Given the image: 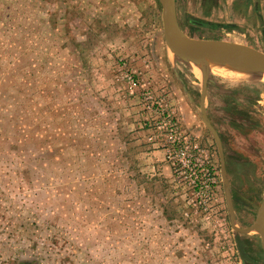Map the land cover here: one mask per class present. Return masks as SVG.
Instances as JSON below:
<instances>
[{"label":"rangeland","instance_id":"obj_1","mask_svg":"<svg viewBox=\"0 0 264 264\" xmlns=\"http://www.w3.org/2000/svg\"><path fill=\"white\" fill-rule=\"evenodd\" d=\"M176 10L190 38L264 53V0ZM223 70L171 52L159 0H0V264H254L237 236L264 264V84ZM146 93L215 164L211 201L154 171Z\"/></svg>","mask_w":264,"mask_h":264},{"label":"water","instance_id":"obj_2","mask_svg":"<svg viewBox=\"0 0 264 264\" xmlns=\"http://www.w3.org/2000/svg\"><path fill=\"white\" fill-rule=\"evenodd\" d=\"M159 2L162 6L165 42L171 52L180 60L196 67L197 69H207L211 66L228 68L240 67L255 69L264 73V53L241 44L190 38L180 29L177 19L176 0H159ZM202 118L216 141L220 154L221 168L224 173L226 172V162L221 137L206 113H203ZM225 180L227 179L225 178ZM229 196L230 192L228 191L227 197ZM231 224L238 233H248V231L237 229L234 221H232ZM251 230L256 231L260 235L261 244L264 250V200L258 212L256 224ZM236 244L241 259L255 264L256 262L247 254L245 242L240 236H237Z\"/></svg>","mask_w":264,"mask_h":264},{"label":"built area","instance_id":"obj_3","mask_svg":"<svg viewBox=\"0 0 264 264\" xmlns=\"http://www.w3.org/2000/svg\"><path fill=\"white\" fill-rule=\"evenodd\" d=\"M148 109L155 117L146 125L150 132L148 142L166 154L174 175L187 180L192 189L211 201L216 189V166L201 150L196 139L184 132L180 119L169 109L164 98L144 94Z\"/></svg>","mask_w":264,"mask_h":264},{"label":"bare ground","instance_id":"obj_4","mask_svg":"<svg viewBox=\"0 0 264 264\" xmlns=\"http://www.w3.org/2000/svg\"><path fill=\"white\" fill-rule=\"evenodd\" d=\"M214 68H216L217 70H220V71H222L224 69L223 72L225 74L223 72H217V73L220 74V75H226V72H227V73L232 75V79H234V80H246L243 76H241V75L238 76V75L234 74L236 72L238 74H240L238 72V71H240L241 73L243 72L244 75L246 74L248 77L250 76L254 80L261 79L263 81V84H264V73H261V72L255 70V69L240 68V67H234V68H230V69H225V68H221L220 66H216Z\"/></svg>","mask_w":264,"mask_h":264},{"label":"crops","instance_id":"obj_5","mask_svg":"<svg viewBox=\"0 0 264 264\" xmlns=\"http://www.w3.org/2000/svg\"><path fill=\"white\" fill-rule=\"evenodd\" d=\"M151 155L155 156L158 161L154 164L153 169L154 171L161 172L165 174V178H172L174 176V172L170 165L165 162L166 154L162 150L155 151Z\"/></svg>","mask_w":264,"mask_h":264}]
</instances>
